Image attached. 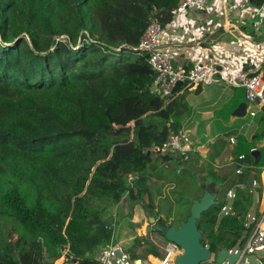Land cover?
Masks as SVG:
<instances>
[{
	"label": "trees",
	"instance_id": "16d2710c",
	"mask_svg": "<svg viewBox=\"0 0 264 264\" xmlns=\"http://www.w3.org/2000/svg\"><path fill=\"white\" fill-rule=\"evenodd\" d=\"M178 2L0 0V264H55L66 252L99 264L87 256L90 220L124 197L150 198L148 153L163 146L169 127L178 131L176 101L161 108L151 89L156 72L132 48L152 22L170 24ZM250 151L237 157L252 164ZM177 170L172 194L191 206L186 171ZM249 175H238L198 223L214 255L243 250L256 228Z\"/></svg>",
	"mask_w": 264,
	"mask_h": 264
},
{
	"label": "crops",
	"instance_id": "0c3cea01",
	"mask_svg": "<svg viewBox=\"0 0 264 264\" xmlns=\"http://www.w3.org/2000/svg\"><path fill=\"white\" fill-rule=\"evenodd\" d=\"M159 40L165 49L175 55L174 64L178 69L187 72L196 64H206L215 68V71L210 74L208 82L193 89H182L179 86L172 94L162 99L164 104L161 108L176 101L173 124L178 127L177 132L182 141L185 144L193 143L198 148V153H191L183 158L184 165L179 166L178 159L182 157L176 153H159L155 152L154 148L150 150V198L146 197L141 203H130L128 198L124 197L112 211L114 216L119 215L125 226L132 229L137 226L132 230L138 231L139 237L136 240L152 239L153 242L155 239L151 232L154 231L149 228H154L155 225L152 227L141 223L144 212L149 213L144 204L150 205L152 213L157 215L153 217L156 223L160 224L161 220H165L169 225L175 221L176 200L172 190L176 188L173 183L176 168L177 172L186 171L181 181L186 176L197 180L201 197L205 194L207 185L215 183L220 201L228 181L234 176L236 178L232 180L233 183L238 180L236 171L228 170L230 167L237 168V151L241 148L251 149L250 155L254 164L252 154L264 147V114L258 106L247 100L245 90L241 87L245 77L264 68V4L255 7L250 0H211L204 12H191L188 16L178 15L173 18L171 23L164 27ZM239 107L245 109L236 115L235 111ZM253 112L256 113L254 117L251 115ZM253 149L255 151L251 153ZM229 194H233V191ZM187 198L191 199L192 203L198 200L190 196ZM260 198L254 204L255 213L259 212ZM163 207L169 212L173 208L170 219V213L166 216L167 212ZM230 208L228 204L226 211L229 212ZM255 213L250 215L251 221L255 220ZM101 216L103 213L90 220L93 235L88 242L90 250L87 256L94 257L99 262L107 258L112 245H117L122 255L117 257L115 263L133 264L130 249L135 248L136 255L143 260L149 256L155 257L150 253L152 250L160 252L163 245L157 241V246L152 244L154 248L147 255L142 253L140 248L137 249V241L135 245L124 248L122 243L132 244L131 241L135 237L117 241L116 237L111 236L117 225L116 218L107 221L108 217L100 218ZM96 218L100 228L95 227L93 233L91 222ZM148 220L151 222L152 218ZM105 239L107 244H104ZM55 264L68 263L62 256ZM241 264H264V253L245 254Z\"/></svg>",
	"mask_w": 264,
	"mask_h": 264
},
{
	"label": "built area",
	"instance_id": "2783aa9c",
	"mask_svg": "<svg viewBox=\"0 0 264 264\" xmlns=\"http://www.w3.org/2000/svg\"><path fill=\"white\" fill-rule=\"evenodd\" d=\"M211 0H179L177 7L172 11V16L175 18L178 15L188 16L191 12H204ZM163 27L157 23L152 22L137 47L132 48L133 51L139 52L142 55H147L148 65L156 72V79L152 85V92L161 99L166 98L172 94L177 85L181 83L182 89H193L206 82H208L210 74L215 71V68L206 64H196L189 71L178 69L174 64L175 55L165 49L159 40V36L163 31ZM241 87L245 90L246 98L249 102L259 107L264 114V68L251 76L245 77L241 82ZM254 117L256 113H251ZM197 147L193 143L185 144L181 136L172 128L169 127V133L166 142L161 148L154 147L155 152L176 153L179 157L185 158L191 153H198ZM255 149L252 150L253 153ZM262 156L257 164H247L245 160L246 155H241L235 163L237 166L236 174L243 175L244 172H249L254 175V171H259V177L262 182L261 198L259 206V221L253 234L247 241L243 251L245 254L264 253V147L261 150ZM133 180V176L127 178L128 182ZM233 198V194H229ZM228 206L224 208V213H228ZM231 209V208H230ZM151 244L157 243L151 239ZM119 248L117 245H112L106 259L99 261V264H117L115 260L118 257ZM237 250H231L230 253L235 254ZM66 252L63 256L67 263L78 264L77 259L68 255ZM161 256L159 258L149 256L147 259H139L133 264H175L178 256L182 250L175 244H167L160 247ZM164 256V257H163ZM241 256V257H242ZM163 257V258H162ZM242 260V259H241ZM241 260L236 264H241ZM215 259L207 264H214Z\"/></svg>",
	"mask_w": 264,
	"mask_h": 264
},
{
	"label": "water",
	"instance_id": "95a60500",
	"mask_svg": "<svg viewBox=\"0 0 264 264\" xmlns=\"http://www.w3.org/2000/svg\"><path fill=\"white\" fill-rule=\"evenodd\" d=\"M181 86V83L177 87ZM245 108L239 107L235 114L243 112ZM254 162L259 163L262 152L256 150L253 154ZM256 178L253 174H250L246 178L245 187L251 190L259 191V188L255 187ZM215 183H211L206 187L205 194L198 200H194L190 210V217L186 222H183L180 227L176 226H162L156 223V220L152 218L155 224L154 228H149L150 231L157 232L171 244H175L182 250V253L178 256L175 264H206L209 263L212 258L218 264H236L243 259V251L237 250L235 254L230 253L227 249H222L217 255L202 244L203 235L199 230L198 223L203 214L208 212L212 207L220 204L218 200V192L214 189ZM155 257L159 258L161 253L156 250L150 251ZM121 250L118 251V256H121ZM242 256V257H241ZM71 264V263H68Z\"/></svg>",
	"mask_w": 264,
	"mask_h": 264
},
{
	"label": "rangeland",
	"instance_id": "374dc122",
	"mask_svg": "<svg viewBox=\"0 0 264 264\" xmlns=\"http://www.w3.org/2000/svg\"><path fill=\"white\" fill-rule=\"evenodd\" d=\"M230 172H235L236 171V167H230L229 169H228ZM259 171L258 170H255L254 171V176H255V178H256V183H255V187L256 188H259V191L257 192V191H255V201H258L259 200V198H260V190L262 189V182H261V179H260V177H259ZM187 177V176H186ZM184 178L183 180H184V189H183V193L185 194V197L186 196H190V197H194V198H201V189H200V187L198 186L199 185V183L197 182V180L195 179V178H191V177H189V178ZM235 178H236V176H234V178L233 179H231L230 181H228V183L225 185V187L223 188V193H222V195L226 192V190H227V188L228 187H230V186H232L233 185V181L232 180H235ZM183 180L181 181V183H183ZM208 181V180H207ZM206 181V182H207ZM211 184V183H210ZM209 185V184H208ZM207 185V186H208ZM150 187H151V185H150ZM231 188V187H230ZM214 189H215V191H217L216 190V187H214ZM182 193V194H183ZM232 195V194H231ZM185 197H183V199L185 198ZM219 197V196H218ZM222 197V196H221ZM231 201H232V197L231 196H229V204L231 203ZM142 201H140V203H141ZM163 210H165L166 212V216H167V214H169L170 212H169V210L168 209H164V207H163ZM190 210H191V207H190V205L189 204H187L184 200H182V201H176V203H175V205H174V220L175 221H173V222H171V224H174L175 226H177V227H179L180 226V222L182 221V220H186L187 218H188V215H189V212H190ZM113 211V210H112ZM111 210L110 211H108V212H106V213H103V216H101L100 218H103V217H108V220L107 221H109V219L111 220V219H115L116 218V220H115V222L117 223V225H116V228H115V232L114 233H112L111 234V236H113V237H116L115 239H117V241L119 240V241H126V240H129L128 238L129 237H135L132 241H131V243L132 244H126V243H122V245H123V247L124 248H127V247H130L131 245H135V243H136V238L137 237H139V235H138V231L136 230V232H132V230L134 231L135 230V228H129V227H127V226H125L124 224H122V221L120 220V217H119V215H117V216H114V214H113V212H112ZM117 213V212H116ZM152 214L153 213H151L150 211H149V213L147 212V213H145L144 212V214H143V216L141 217L142 218V221H141V223H146V224H148V226H154L156 223H154L153 221H149L148 219L149 218H153V216H152ZM135 219V218H134ZM92 220V219H91ZM98 221V218H96L93 222H91V225H92V229H93V233H94V228L95 227H98V228H100L98 225H97V222ZM157 222V221H156ZM151 223V224H150ZM161 223L162 224H165V225H167V222L164 220V221H162L161 220ZM90 235H93L92 233H91V228H90ZM151 235H152V237L155 239V241H157L160 245H163V246H165V245H167V244H169V242L168 241H166V239L161 235V234H159V233H157V232H151ZM15 240V239H14ZM151 240V239H150ZM146 241V239H143V241H141L142 242V244H141V246H139V247H137V249H139L140 248V251H142V253L144 252L146 255L148 254V252L150 251V250H152L153 248H154V246L151 244V241ZM159 240H161V242L159 241ZM107 239H105V241H104V244H107ZM131 251H135L134 249H130L129 250V253H131ZM164 257V256H163ZM162 257V258H163Z\"/></svg>",
	"mask_w": 264,
	"mask_h": 264
},
{
	"label": "flooded vegetation",
	"instance_id": "af4514ba",
	"mask_svg": "<svg viewBox=\"0 0 264 264\" xmlns=\"http://www.w3.org/2000/svg\"><path fill=\"white\" fill-rule=\"evenodd\" d=\"M177 227V226H176Z\"/></svg>",
	"mask_w": 264,
	"mask_h": 264
}]
</instances>
